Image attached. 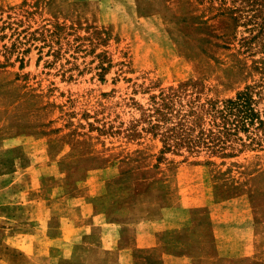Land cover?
Here are the masks:
<instances>
[{
	"label": "rangeland",
	"instance_id": "1",
	"mask_svg": "<svg viewBox=\"0 0 264 264\" xmlns=\"http://www.w3.org/2000/svg\"><path fill=\"white\" fill-rule=\"evenodd\" d=\"M250 1L263 2L0 0V141L39 169L51 227L67 218L81 233L51 263L264 264V146L161 152L143 119L170 87L221 101L259 81ZM4 205L0 264H21L12 236L25 228ZM141 222L154 245L137 246Z\"/></svg>",
	"mask_w": 264,
	"mask_h": 264
},
{
	"label": "trees",
	"instance_id": "2",
	"mask_svg": "<svg viewBox=\"0 0 264 264\" xmlns=\"http://www.w3.org/2000/svg\"><path fill=\"white\" fill-rule=\"evenodd\" d=\"M249 5L261 15L258 32L263 34L264 0L260 7L256 1ZM260 74L259 81L221 101H201L190 83L160 91L143 111L146 130L159 137L161 152L185 149L225 158L264 146V65Z\"/></svg>",
	"mask_w": 264,
	"mask_h": 264
},
{
	"label": "crops",
	"instance_id": "3",
	"mask_svg": "<svg viewBox=\"0 0 264 264\" xmlns=\"http://www.w3.org/2000/svg\"><path fill=\"white\" fill-rule=\"evenodd\" d=\"M15 139L0 141L1 156L0 169L3 168V174H0V200L6 206L5 213L17 214L14 219L22 221L23 231L12 236V242L19 243L17 247L20 251H15L21 257V264H50L51 251L55 250L57 257H69L72 253V247L76 243V239L81 236L75 222L67 218L55 219L51 227V217L57 212L55 207L45 211L41 204V196L38 193L40 185V175L35 163L29 162L18 163L7 158L10 149L17 144ZM10 148V149H9ZM4 180V181H3ZM64 198L65 197H61ZM70 200L69 198H67ZM58 200V199H57ZM57 200L51 201V206L56 204ZM66 200V199H65ZM78 206V202H74ZM80 205V204H79ZM76 208V207H75ZM50 214V215H49ZM13 216V215H10ZM59 224V225H58ZM139 231L137 232V246L148 247L154 245V231L150 232L139 223ZM157 231V229L155 230ZM102 235V239H103ZM103 243L105 242L102 240ZM115 246V242L111 243ZM104 248L112 249L103 244ZM11 250V249H10ZM10 250L8 252H10ZM53 259L52 261L57 259ZM53 258V257H52Z\"/></svg>",
	"mask_w": 264,
	"mask_h": 264
}]
</instances>
